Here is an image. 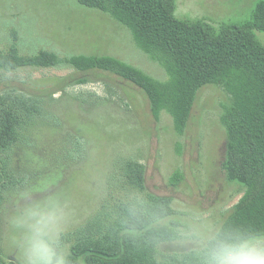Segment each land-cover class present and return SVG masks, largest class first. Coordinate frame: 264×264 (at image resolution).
Wrapping results in <instances>:
<instances>
[{
    "label": "rangeland",
    "instance_id": "rangeland-1",
    "mask_svg": "<svg viewBox=\"0 0 264 264\" xmlns=\"http://www.w3.org/2000/svg\"><path fill=\"white\" fill-rule=\"evenodd\" d=\"M258 1L178 0L176 15L220 28L249 21ZM256 35L264 44V33ZM97 54L167 80L129 29L99 10L76 0H0V94H24L39 106L29 114L14 104L23 119L20 140L0 151V259L10 264H22L12 217L25 194L58 200L66 256L77 232L105 227L121 206L142 207L149 194L173 198L178 229L221 225L243 196L222 170L227 135L221 114L230 99L224 89L204 87L188 128L178 135L169 115L154 119L149 99L134 84L113 73H80L67 65L70 55ZM10 59L19 65L12 71L4 67ZM46 60L56 64L45 65ZM82 79L87 83L79 84ZM3 110L0 106V116ZM140 166L143 191L134 182ZM177 170L184 180L173 186L170 178ZM159 249L182 254L195 245L178 239Z\"/></svg>",
    "mask_w": 264,
    "mask_h": 264
},
{
    "label": "trees",
    "instance_id": "trees-1",
    "mask_svg": "<svg viewBox=\"0 0 264 264\" xmlns=\"http://www.w3.org/2000/svg\"><path fill=\"white\" fill-rule=\"evenodd\" d=\"M76 1L126 26L138 48L163 67L167 80L108 55H70L67 65L80 73H113L134 84L149 99L154 119L169 115L178 135L188 128L204 87L218 86L229 94L221 114L227 135L222 170L229 183L242 188L243 196L221 225L264 230V44L256 35L264 33V0L257 2L249 21L220 28L206 20L179 18L178 0ZM43 63L56 64L53 60ZM18 66L11 59L4 65L9 71ZM53 88L62 91L59 85ZM18 103L29 114L39 111L35 99L24 94H0L4 109L0 116V151L10 150L20 140L23 119L14 108ZM139 168L134 182L143 191L144 170ZM183 180V172L177 170L170 183L178 186ZM172 204V197L152 194L142 207L124 204L117 218L105 227L76 233L68 264H197L195 250L160 252L162 244L179 239ZM0 264L10 263L0 259Z\"/></svg>",
    "mask_w": 264,
    "mask_h": 264
},
{
    "label": "clouds",
    "instance_id": "clouds-1",
    "mask_svg": "<svg viewBox=\"0 0 264 264\" xmlns=\"http://www.w3.org/2000/svg\"><path fill=\"white\" fill-rule=\"evenodd\" d=\"M13 217L22 264H68L61 244L63 209L49 196L26 194ZM176 236L195 245L197 264H264V230L198 223L178 229Z\"/></svg>",
    "mask_w": 264,
    "mask_h": 264
}]
</instances>
